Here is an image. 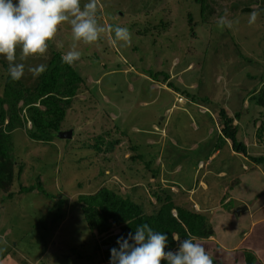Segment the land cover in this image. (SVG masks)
<instances>
[{
	"label": "rangeland",
	"instance_id": "rangeland-1",
	"mask_svg": "<svg viewBox=\"0 0 264 264\" xmlns=\"http://www.w3.org/2000/svg\"><path fill=\"white\" fill-rule=\"evenodd\" d=\"M99 3L105 26L127 27L132 39L130 44L114 42L113 34L106 32L93 45L79 44L81 60L71 67L82 82L60 125L63 132L72 130L71 140H32L29 135L36 132L30 105L14 107L10 99L3 106L0 129L9 131L15 166L12 187L7 192L0 189V264H99L98 250L127 238L143 219L142 214L127 212L131 209L125 202L151 214L158 205L152 197L156 190L169 194L182 208L195 197L218 202L231 194L248 205L263 203V166L233 152L218 134L217 110L239 112L238 141L248 155L264 157V137L258 140L253 126L262 109L250 104V93L246 94L264 85V0H215L208 18L206 13L200 16L193 0ZM253 11L257 21L249 25ZM222 16L233 21L231 29L218 26ZM73 43L70 27L62 26L47 56L30 58L26 64L43 63L48 69L55 55L62 57ZM39 77L26 72L18 85L13 84L8 62L0 57V100L5 99L9 81L11 87L20 85L31 93ZM33 106L44 111L38 102ZM261 118L259 125L264 112ZM11 119L16 121L11 124ZM198 180L221 183L201 193L204 187ZM38 184L45 194L19 191ZM104 192L109 196L105 204L113 207L116 202V213L110 214L117 218L115 223L104 204L90 207ZM237 205L232 197L228 206L220 207L222 213L246 214V206ZM261 213L264 209L256 217ZM214 220L212 235L229 245L249 226L247 214L239 220L218 214V224ZM249 237L228 255L204 245L211 248L214 264H262L264 233L256 228Z\"/></svg>",
	"mask_w": 264,
	"mask_h": 264
},
{
	"label": "clouds",
	"instance_id": "clouds-1",
	"mask_svg": "<svg viewBox=\"0 0 264 264\" xmlns=\"http://www.w3.org/2000/svg\"><path fill=\"white\" fill-rule=\"evenodd\" d=\"M257 17L258 13L253 11L249 25L255 24ZM65 25L70 27L75 43L63 54L62 62L73 67L82 57L80 43L93 45L106 32L113 34L114 42L130 44L132 39L127 27L118 23L105 26L99 0H0V57L8 62L12 81L22 80L26 72L36 78L46 71V64L31 66L26 61L45 58ZM218 26L231 29L233 21L222 16ZM172 239L178 245L175 251L167 250L166 234L141 225L127 238L117 240L119 247L110 250L111 264H214L211 251L197 237L181 239L173 233Z\"/></svg>",
	"mask_w": 264,
	"mask_h": 264
},
{
	"label": "trees",
	"instance_id": "trees-1",
	"mask_svg": "<svg viewBox=\"0 0 264 264\" xmlns=\"http://www.w3.org/2000/svg\"><path fill=\"white\" fill-rule=\"evenodd\" d=\"M195 5L199 6L200 16L211 17L212 13H214L215 7L217 3L215 0H193ZM237 5V4H235ZM190 21V15H188ZM164 81H166L167 76H163ZM13 84H17L10 79ZM7 83V90L5 92V99L0 100V123L5 120V112L3 106L8 102V100L12 99L13 106L15 107L18 103H22L26 105H30L28 108L29 118L32 121V126L35 129L36 133H31L29 137L32 140L38 141L39 139L47 142H52L55 138H58V134L62 131L61 124L65 119L67 114V110L71 107L72 99L76 95V91L78 89L79 84L82 82V77L76 73V71L69 65L64 64L62 62V57L60 55H55L54 59L49 65V68L46 69L44 73L39 77V81L35 86L33 91L24 90L22 87L14 88ZM18 85V84H17ZM170 87V84H169ZM19 89V90H18ZM253 88L250 91V95L248 97L250 104L254 102L255 107H259L262 111L258 112V117L254 120V129L256 130V137H260L261 139L264 137V121L262 123L259 122L262 119L261 114L264 112V85L259 88ZM33 92V93H32ZM26 95H24V94ZM6 102V103H5ZM44 107V111H41L33 104L37 103ZM201 103L206 104V100H203ZM226 108H220L217 110V116L220 120V131L219 134L222 136L224 141L229 142L231 145V149L233 152L237 154H241L245 158L249 159L252 163L256 165L263 166L264 172V157H252L248 155L246 146L243 142L238 141L237 134L238 128L240 126L239 122V112H236L234 115L228 114ZM257 115V113H255ZM13 118V117H11ZM14 118H17L15 115ZM16 121L15 119H11V124ZM237 121L235 124L234 122ZM259 125V127H256ZM260 132V136L258 133ZM263 134V135H262ZM74 135V133H72ZM263 136V137H262ZM62 140V139H61ZM71 140V139H64ZM259 140V138H258ZM263 140V139H262ZM65 148V146H64ZM12 142L10 139L9 131L4 132V130L0 129V189L4 192H7L12 187L14 181V173L13 169L15 166L14 157L11 155ZM148 166V165H147ZM22 169L19 168L17 178L20 175V171ZM34 190H38L39 192L46 193L41 184L38 185H30L28 187H20V192H32ZM160 192V193H159ZM162 192V193H161ZM152 197L155 198V202L158 203L156 205V209L151 214H143V208L140 205H131L128 200L125 202L126 206L131 209L127 210V212L132 213L133 215H143V219L137 223L135 228L133 229V233L135 229L141 225L147 224L154 231L164 233L168 236V249L172 251L176 245V242L172 239V234L176 233L179 235L181 239L189 238L191 236H195L198 239H208L213 234L212 225L209 221L202 215L187 210L185 208L175 206L172 197L163 190H156L152 192ZM165 196H163V195ZM108 194L106 192L103 193L101 197V201L98 200L93 203L90 207H102L105 205V210H107V217H111L113 223L117 221L116 217H112L110 214L116 213L114 210L117 209L116 202H114L111 206L105 204V200H109ZM150 205V204H149ZM114 208V210L112 209ZM173 211L176 212V215H173ZM98 225L102 226L101 222H97ZM119 245L117 242L112 246V248H118ZM109 248L105 251L100 252L98 250L99 255V264H111V252ZM97 249V246H96ZM95 249V250H96Z\"/></svg>",
	"mask_w": 264,
	"mask_h": 264
},
{
	"label": "crops",
	"instance_id": "crops-1",
	"mask_svg": "<svg viewBox=\"0 0 264 264\" xmlns=\"http://www.w3.org/2000/svg\"><path fill=\"white\" fill-rule=\"evenodd\" d=\"M249 93H250V91L246 92V94H249ZM245 104H246V101L243 100V104H242L243 106L242 107H244ZM235 109H237V108H235ZM235 123H237V121H235ZM245 159H247V158H245ZM248 162H249V160H248ZM206 173L209 175V171H206ZM212 175L215 176L216 178L222 177V176H220V173H214ZM205 179H206V177H205ZM202 180H204V178ZM198 182L201 183L202 186L204 187V189L201 190V193H203V191H207L208 192L209 187L211 188L213 186V183L214 184H218V185H219V183H221V181H213L212 182L210 180L208 181L209 184H203V181H201V180H198ZM197 187L198 186H196L195 189H197ZM189 190H190V192H193V190L191 191V188ZM195 195H196V193H195ZM193 196H194V192H193ZM232 197H234L235 201L238 203L237 206H240V207L241 206H246V211L245 212L247 214V220L249 221L248 230L244 231L242 233H239L238 238H237V242L235 244H230V245L227 244V242H225L224 240L217 239L213 235L210 238H208V239H199V241L201 243H203V244L209 243V244H212L214 248L216 247V249H220L222 251L221 255L222 254L228 255V254H233L234 252H236V249H238L241 245L246 244L248 238H250L249 235L251 234V232L254 229L257 228L261 232L264 233V213L259 214L260 216H258V218L256 217V215L258 214L259 210L260 209H262V210L264 209V200H263V203H260L258 206H254L253 204L248 205L247 202L243 198H241L240 195L239 196L238 195L234 196L233 194H231V195H228L227 198L226 197H221L222 200H219L218 202H216L217 201L216 199L213 200V199H208V198H205V197H199V199H200V201H199L195 197V200L193 202L190 201L191 203L186 205L187 208L188 207L190 208V211H192V208H194L196 210V213L204 216L209 221V223H211V224H212L213 220L217 216V219L214 220V223H213L215 225V224H218V221H219L218 220V214H221L223 217H225L229 213L230 215L233 216L234 220H239L241 217H244L246 215V214L240 215V213L236 214L235 211H228L227 213H222V212H224V209L221 208V207L225 208L226 206H228L231 203V198ZM172 200H173V197H172ZM176 200H178V199H176ZM184 208L187 209L186 207H184ZM187 210H189V209H187ZM217 212H219V213H217ZM172 213H173V215H176L175 211H173ZM212 228L214 230L216 229V228H214V226H212ZM254 237L252 238V240L254 239ZM252 245H254V244L252 243ZM177 248H178V245H177V242H176V245H175V247H174V249L172 251L177 250ZM208 249L211 250V248H209V247H208ZM244 249L245 248L243 247L242 251L240 252V254L242 255V259L245 258V256L243 255ZM250 250H252V248L249 249V251ZM213 254H214V252H213ZM246 260H249V259L246 258ZM244 262L246 264L245 260H243V263ZM260 262H262V264L264 263L262 258H261ZM234 264H236V263H234Z\"/></svg>",
	"mask_w": 264,
	"mask_h": 264
},
{
	"label": "water",
	"instance_id": "water-1",
	"mask_svg": "<svg viewBox=\"0 0 264 264\" xmlns=\"http://www.w3.org/2000/svg\"><path fill=\"white\" fill-rule=\"evenodd\" d=\"M58 137L60 139H71V137H72V130L65 131V132H60L58 134ZM238 211H239V209H238Z\"/></svg>",
	"mask_w": 264,
	"mask_h": 264
}]
</instances>
